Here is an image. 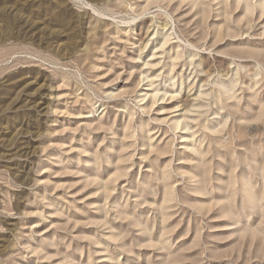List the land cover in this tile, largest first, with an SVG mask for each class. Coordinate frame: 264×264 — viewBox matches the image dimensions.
Returning <instances> with one entry per match:
<instances>
[{"label": "rangeland", "instance_id": "rangeland-1", "mask_svg": "<svg viewBox=\"0 0 264 264\" xmlns=\"http://www.w3.org/2000/svg\"><path fill=\"white\" fill-rule=\"evenodd\" d=\"M0 264H264V0H0Z\"/></svg>", "mask_w": 264, "mask_h": 264}, {"label": "bare ground", "instance_id": "bare-ground-1", "mask_svg": "<svg viewBox=\"0 0 264 264\" xmlns=\"http://www.w3.org/2000/svg\"><path fill=\"white\" fill-rule=\"evenodd\" d=\"M263 2V1H262Z\"/></svg>", "mask_w": 264, "mask_h": 264}]
</instances>
